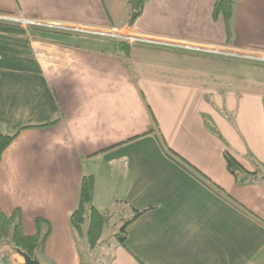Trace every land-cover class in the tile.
I'll return each mask as SVG.
<instances>
[{
    "label": "crops",
    "instance_id": "0c3cea01",
    "mask_svg": "<svg viewBox=\"0 0 264 264\" xmlns=\"http://www.w3.org/2000/svg\"><path fill=\"white\" fill-rule=\"evenodd\" d=\"M215 2L150 0L128 25L126 0H0V15L172 43L0 20V133L56 121L0 162L1 211L29 236L50 226L38 263L89 264L99 248L98 264H264V181L239 184L224 160L264 172V0H234L229 35ZM88 175L110 231L84 258L69 215ZM0 261L25 264L9 244Z\"/></svg>",
    "mask_w": 264,
    "mask_h": 264
},
{
    "label": "trees",
    "instance_id": "16d2710c",
    "mask_svg": "<svg viewBox=\"0 0 264 264\" xmlns=\"http://www.w3.org/2000/svg\"><path fill=\"white\" fill-rule=\"evenodd\" d=\"M150 0H126L128 25H132L143 12L146 2ZM234 13V0H216L212 12L213 19L222 17L226 25V33L230 34V21ZM122 44L126 42H121ZM56 121L48 122L40 126H23L14 133H0V162L6 148L14 141L18 134L27 128L52 126ZM224 160L228 172L238 181L239 184L245 181H264V175L259 167L254 164L253 172L246 171L243 166L229 153H224ZM94 177L92 175L83 176L78 189V201L76 207L69 215V223L78 238H84L89 250L95 249L101 242L102 233L109 222V216L100 212L93 204ZM146 210L135 211L132 218L121 223L115 237L117 242L124 246L126 241L127 227ZM36 233L32 236L24 234L18 213L7 216L0 209V247L10 244L11 247L21 254H26L32 260H36V255L42 249L46 239L50 234V226L44 219L35 220Z\"/></svg>",
    "mask_w": 264,
    "mask_h": 264
},
{
    "label": "built area",
    "instance_id": "2783aa9c",
    "mask_svg": "<svg viewBox=\"0 0 264 264\" xmlns=\"http://www.w3.org/2000/svg\"><path fill=\"white\" fill-rule=\"evenodd\" d=\"M0 20H2V21H17L21 25L26 26V27H30V26L42 27V28L51 27L53 29H60L62 31L72 32V33H77V34L95 35V36H100V37H104V38H114V39L117 38V39L124 40V41L128 42L130 45H134V44H154V45H157V43L161 42V41L156 40V39L142 37V36H131V37L124 38L123 36H121V33H120L118 28H111L109 30H99V29H96L94 27L49 25V24H47L41 20H28V19H20V18L17 19L14 17L6 16V15H0ZM163 43L167 44V45L172 44L169 42H163ZM175 45H177V44H175ZM178 46L188 48V49H195V48L196 49H202L200 47H193V46H188V45H178ZM207 51L213 52V50H209V49H207Z\"/></svg>",
    "mask_w": 264,
    "mask_h": 264
},
{
    "label": "rangeland",
    "instance_id": "374dc122",
    "mask_svg": "<svg viewBox=\"0 0 264 264\" xmlns=\"http://www.w3.org/2000/svg\"><path fill=\"white\" fill-rule=\"evenodd\" d=\"M120 31V30H119ZM121 33V32H120ZM121 36H123L124 38H127V37H131V36H129V35H124V34H122L121 33ZM108 39H113V40H118V41H123V42H126V41H124V40H120V39H114V38H108ZM126 43H128V42H126ZM129 44V43H128ZM157 44H159V45H157V46H160V45H167V44H164L162 41L160 42V43H157ZM149 45H152V46H154V44H149ZM169 45H172V44H169ZM173 46H175V44L173 45ZM221 59H226V58H224L223 56H221L220 57ZM262 171V170H261ZM263 173V175H264V172H262ZM109 229H105L104 230V232H103V237L105 238V235H107L108 233H109ZM8 244V243H7ZM4 245H6V244H4ZM10 245V244H9ZM2 247V246H1ZM81 249H82V255H83V257L84 258H86V256H87V254H88V251H89V249L86 247V245H82L81 246ZM100 249L98 248V249H95L94 250V254H93V258H92V260H91V262H88L89 264H98L99 262V258H98V256H99V254H100V251H99ZM40 264H43L41 261L39 262ZM0 264H1V261H0Z\"/></svg>",
    "mask_w": 264,
    "mask_h": 264
},
{
    "label": "water",
    "instance_id": "95a60500",
    "mask_svg": "<svg viewBox=\"0 0 264 264\" xmlns=\"http://www.w3.org/2000/svg\"><path fill=\"white\" fill-rule=\"evenodd\" d=\"M25 264H39L36 260H32L26 254H22Z\"/></svg>",
    "mask_w": 264,
    "mask_h": 264
}]
</instances>
